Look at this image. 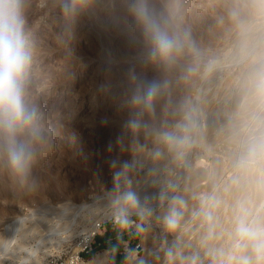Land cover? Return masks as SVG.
<instances>
[{
  "label": "rangeland",
  "instance_id": "obj_1",
  "mask_svg": "<svg viewBox=\"0 0 264 264\" xmlns=\"http://www.w3.org/2000/svg\"><path fill=\"white\" fill-rule=\"evenodd\" d=\"M181 6L196 51L177 69L171 102L158 109V122L175 123L185 102L197 109L205 137L199 138L193 159L199 160V154L205 160L200 167L208 173L190 190L179 178L184 158L154 161L152 138L143 129L129 131L126 111L117 116L101 111L95 127L89 126L85 118L91 115L95 65L86 70L80 65L96 55L97 44L78 40L66 48L54 0H27L37 84L51 92L63 127L28 176L0 168V264H72L93 223L106 220L94 240L112 228L109 218L117 216L121 205L104 199L76 216L68 210L54 228L57 211L94 195L127 191L137 194L145 210H128L139 232L122 264L135 250L139 264H243L245 258L264 264L254 240L238 232L241 225L264 229V0H181ZM200 89L204 94L196 106ZM100 115H107L109 123L101 125ZM177 197L182 206L174 203ZM174 208L180 216L170 231L165 217ZM19 216L25 220L18 227L6 228ZM81 253V264H86L97 252L90 257Z\"/></svg>",
  "mask_w": 264,
  "mask_h": 264
},
{
  "label": "clouds",
  "instance_id": "obj_2",
  "mask_svg": "<svg viewBox=\"0 0 264 264\" xmlns=\"http://www.w3.org/2000/svg\"><path fill=\"white\" fill-rule=\"evenodd\" d=\"M26 6L27 0H0V168L18 177L29 175L63 127L51 92L37 84L36 41L27 26ZM54 7L66 48L78 40L97 44L96 55L80 65L85 70L95 65L91 115L85 118L89 126L95 127L101 111L113 116L126 111L129 131L143 129L152 138L154 161L183 160L198 127L195 107L185 102L175 123L158 122V109L171 102L177 69L196 51L181 0H54ZM67 55L73 56L70 48ZM99 123L108 124L109 117L100 115ZM116 202L121 205L116 221L123 226L130 223L129 209L143 214L134 191L122 193ZM174 203L184 201L177 197ZM179 216L174 208L165 217L168 230L176 228ZM238 232L254 240L258 257H264V229L241 225ZM243 264L250 261L245 258Z\"/></svg>",
  "mask_w": 264,
  "mask_h": 264
},
{
  "label": "bare ground",
  "instance_id": "obj_3",
  "mask_svg": "<svg viewBox=\"0 0 264 264\" xmlns=\"http://www.w3.org/2000/svg\"><path fill=\"white\" fill-rule=\"evenodd\" d=\"M238 37V36H237ZM252 50V48H251ZM250 52V51H249ZM247 54V53H246ZM245 57V56H244ZM244 59V58H243ZM241 61V60H240ZM240 63V62H239ZM238 64V63H237ZM225 68V67H224ZM208 75V74H207ZM182 92V91H181ZM202 89L199 90V92L196 94V96L194 97V105L199 106L200 101H201V96H202ZM204 94V93H203ZM182 96V95H181ZM188 99V98H187ZM201 105V104H200ZM199 108V107H198ZM196 109V107H195ZM197 110V109H196ZM218 119V118H217ZM172 120V119H171ZM203 137H205V131L202 129V126L198 124L197 130L196 132L193 134V139H194V143L193 145L188 148L184 155V162H183V166L181 168V173L179 178H183L184 180V184H185V188L189 189L194 187L199 181L200 179L203 178L204 174L208 173V170L205 168H201V164L205 163V160L200 159L199 158V154H198V159L197 161H195L193 159L194 156V152H195V146L197 144V142L199 141V138L202 139ZM196 158V159H197ZM186 189V190H187ZM192 190V189H191ZM194 190V189H193ZM120 195H115V194H111V193H102L99 195H94V198L92 200H88V201H83L81 203H71V204H66L61 211H57L58 214H55V218H58V221L56 220L54 222V225L52 227H54L55 225L57 226L58 224H61V220H63V213L68 211V210H74L75 212V216L79 213H81V211L83 212L84 209L91 207L92 205L96 204L99 201H102L104 199H110L113 200L114 203H117V199ZM142 203V202H141ZM118 204V203H117ZM149 204V203H148ZM152 205V204H150ZM142 209L143 211L145 210L143 205ZM139 211H141V209H137ZM60 212V213H59ZM48 213V212H47ZM46 213V215H47ZM50 213V212H49ZM48 213V214H49ZM54 213V212H53ZM45 216V213H43ZM52 215V214H50ZM73 215V214H72ZM74 216V215H73ZM74 216V217H75ZM46 217V216H45ZM48 217V215H47ZM54 216H52L51 218L53 219ZM66 217V216H65ZM73 217V218H74ZM50 219V218H49ZM104 218H101L99 220H96L92 227L88 230V234L86 237H84V241H88L89 239H91L92 235L96 232V230L98 229L97 224L99 223L98 221L103 220ZM25 220V217H17L15 219H12L11 221L7 222L6 228H13L15 229L16 227L19 226V223H21L22 221ZM48 222V221H46ZM71 224V223H70ZM69 226V225H68ZM44 228V227H43ZM55 228V227H54ZM66 228V227H65ZM18 229V228H17ZM12 230V229H11ZM52 230V228H51ZM8 231V230H7ZM15 232V231H14ZM11 233V232H10ZM14 234V233H13ZM51 235H46L44 237V239H50ZM43 239V238H42ZM12 243V242H11ZM79 247H81V244H78ZM137 252V250H135ZM136 252H133V254L130 256V258L124 263V264H139V257L138 254ZM77 253V252H76ZM75 256H73V260L75 261L76 258H78L79 256V252L76 254ZM2 254V253H1ZM84 263V261H83ZM86 264H109V258H108V252L107 250H102L99 251L92 259H90L89 261L86 262Z\"/></svg>",
  "mask_w": 264,
  "mask_h": 264
},
{
  "label": "trees",
  "instance_id": "obj_4",
  "mask_svg": "<svg viewBox=\"0 0 264 264\" xmlns=\"http://www.w3.org/2000/svg\"><path fill=\"white\" fill-rule=\"evenodd\" d=\"M95 246L87 257L94 255L97 249L111 250V264H122L125 260V254L120 253L122 247V236L117 231L108 228L104 233L96 236Z\"/></svg>",
  "mask_w": 264,
  "mask_h": 264
},
{
  "label": "built area",
  "instance_id": "obj_5",
  "mask_svg": "<svg viewBox=\"0 0 264 264\" xmlns=\"http://www.w3.org/2000/svg\"><path fill=\"white\" fill-rule=\"evenodd\" d=\"M109 221H111L113 223V226L114 227H117V228H121V229H130L134 234H138L139 232V226H138V222L135 220V219H129L130 223L127 225V226H123L119 223H117L116 221V216H113V217H110L109 218ZM99 223L97 224L98 226V229H100L102 226L105 228V223H106V220H101V221H98ZM96 234V232L92 235L91 239H89L88 241H84V238L80 241V244H81V251H79V256L78 258L75 259V261H72V264H81L83 263V256H82V251L86 252V253H89L92 249H93V237L94 235ZM140 243H136L135 244V248L136 249H139L140 247ZM138 252V250H137Z\"/></svg>",
  "mask_w": 264,
  "mask_h": 264
},
{
  "label": "crops",
  "instance_id": "obj_6",
  "mask_svg": "<svg viewBox=\"0 0 264 264\" xmlns=\"http://www.w3.org/2000/svg\"><path fill=\"white\" fill-rule=\"evenodd\" d=\"M111 229L117 231L118 234L122 236V247H121L120 253H124L125 254V252L128 250V246L130 245L131 242H133V238L135 236H137V234H134L131 230L121 229V228H117V227H114V226H112ZM102 233H104V232H102ZM95 241H96V238L93 240V248L94 247L96 248ZM98 250H101V251L102 250H107L108 256H109L108 258L110 259V264H111V258H110L111 257V250H109V249H97L96 250L97 253L99 252Z\"/></svg>",
  "mask_w": 264,
  "mask_h": 264
}]
</instances>
